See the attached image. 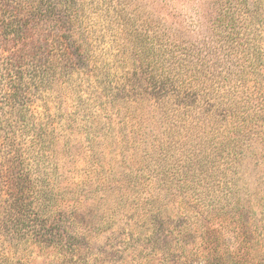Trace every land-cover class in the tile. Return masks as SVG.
<instances>
[{
  "label": "trees",
  "instance_id": "trees-1",
  "mask_svg": "<svg viewBox=\"0 0 264 264\" xmlns=\"http://www.w3.org/2000/svg\"><path fill=\"white\" fill-rule=\"evenodd\" d=\"M64 12L0 107V264H264V0Z\"/></svg>",
  "mask_w": 264,
  "mask_h": 264
},
{
  "label": "rangeland",
  "instance_id": "rangeland-1",
  "mask_svg": "<svg viewBox=\"0 0 264 264\" xmlns=\"http://www.w3.org/2000/svg\"><path fill=\"white\" fill-rule=\"evenodd\" d=\"M117 1L0 0V107L14 92L31 95V74L40 64L60 73L65 53L66 8H80L87 22L96 25L97 11L112 7ZM101 251L110 258L114 255L112 261L122 254L120 249L116 255L108 247ZM39 264H45L41 258Z\"/></svg>",
  "mask_w": 264,
  "mask_h": 264
}]
</instances>
